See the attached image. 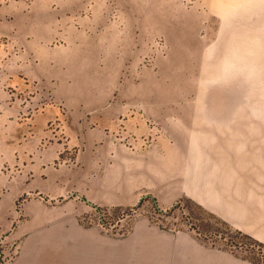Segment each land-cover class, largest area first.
Wrapping results in <instances>:
<instances>
[{
    "label": "rangeland",
    "instance_id": "1",
    "mask_svg": "<svg viewBox=\"0 0 264 264\" xmlns=\"http://www.w3.org/2000/svg\"><path fill=\"white\" fill-rule=\"evenodd\" d=\"M107 25L140 46L110 129L47 80ZM225 165H264V0H0V264H264Z\"/></svg>",
    "mask_w": 264,
    "mask_h": 264
},
{
    "label": "crops",
    "instance_id": "2",
    "mask_svg": "<svg viewBox=\"0 0 264 264\" xmlns=\"http://www.w3.org/2000/svg\"><path fill=\"white\" fill-rule=\"evenodd\" d=\"M99 7L103 5L99 3L94 8ZM94 19L90 20L92 25H96ZM85 33H77L79 35L69 42L68 60L60 68L51 69L47 80L57 85L60 82L68 83L67 88L72 90L92 91L89 98L67 100L66 104L72 107L70 109L74 115H82L84 121H98L102 128L110 129L121 116L127 115L111 95L115 92L117 75L124 65L123 59L139 57V40L133 34L120 32L108 25ZM35 70V76L45 77L44 71ZM120 101H127L131 105L135 102L127 99ZM119 158L122 159L121 156ZM225 166L229 171L225 173L221 170L219 193L222 203L231 199L229 203L234 204L235 212L229 215L220 208L218 216L264 241V165ZM224 186H235V189L225 191ZM233 195L234 198H231ZM212 212L216 215L214 208Z\"/></svg>",
    "mask_w": 264,
    "mask_h": 264
},
{
    "label": "water",
    "instance_id": "3",
    "mask_svg": "<svg viewBox=\"0 0 264 264\" xmlns=\"http://www.w3.org/2000/svg\"><path fill=\"white\" fill-rule=\"evenodd\" d=\"M85 202H86V203H89V202H87L86 200H85Z\"/></svg>",
    "mask_w": 264,
    "mask_h": 264
}]
</instances>
